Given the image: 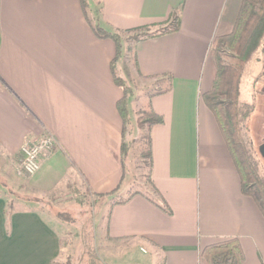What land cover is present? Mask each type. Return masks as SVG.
Returning <instances> with one entry per match:
<instances>
[{
	"label": "crops",
	"instance_id": "1",
	"mask_svg": "<svg viewBox=\"0 0 264 264\" xmlns=\"http://www.w3.org/2000/svg\"><path fill=\"white\" fill-rule=\"evenodd\" d=\"M81 1L0 0V264H55L61 226L35 204L71 189L111 199L123 178L115 44L90 23L123 40L127 30L171 23L173 13L178 29L134 43L132 63L140 77L169 86L148 99L162 118L149 129V179L171 213L157 206L154 189L157 198L133 194L108 207L106 238L127 243L128 254L148 250L158 264H202L204 247L237 238L243 264H264V216L242 193L202 100L216 72L210 44L232 31L241 0ZM44 132L55 149L37 174L17 177L21 145Z\"/></svg>",
	"mask_w": 264,
	"mask_h": 264
},
{
	"label": "trees",
	"instance_id": "2",
	"mask_svg": "<svg viewBox=\"0 0 264 264\" xmlns=\"http://www.w3.org/2000/svg\"><path fill=\"white\" fill-rule=\"evenodd\" d=\"M81 3L84 8L86 1L82 0ZM90 24L97 37L110 39L115 44V56L111 62V73L113 82L122 91V97L117 102L116 107L122 122L120 155L124 169L123 158L127 153L124 135L126 125L130 121L128 105L133 94L132 89L126 85V80L117 74V67L122 58V38L120 33L104 28L98 20ZM178 25V15L173 13L171 23L164 22L159 24L162 27L161 30L150 32V26H141L127 30L124 33H134L131 39L133 43H136L139 40L157 34L176 31ZM259 49L262 50L264 55V0H241L240 9L232 31L228 35L214 38L210 44L209 56L216 72L213 83L210 89L202 95V100L214 116L225 141L240 177L242 193L255 201L264 216V176L260 175L257 162L252 158L241 137L246 122L253 111V105L243 103L239 99V85L243 69ZM128 51L132 53L133 63L137 68L134 51L131 48ZM168 89L169 86L162 88L150 94L148 99L152 95L166 92ZM161 122L162 118L151 110L149 102L144 107V118L135 121L138 129H142L144 125L147 128L145 155L149 163V129L152 125ZM122 181L123 178H121L117 188L107 195L113 196L120 189ZM150 185L155 190L151 182ZM155 193L160 199L155 202L157 206L170 214V208L165 200L156 190ZM200 261L202 264H243L244 254L238 239L231 238L204 247L200 253Z\"/></svg>",
	"mask_w": 264,
	"mask_h": 264
},
{
	"label": "rangeland",
	"instance_id": "3",
	"mask_svg": "<svg viewBox=\"0 0 264 264\" xmlns=\"http://www.w3.org/2000/svg\"><path fill=\"white\" fill-rule=\"evenodd\" d=\"M87 1L90 3V0ZM161 29L160 26L150 28V32ZM133 35L134 33L123 38L122 53H126L127 58H121L117 67V74L126 80V85L132 89L133 94L128 105L130 106L128 107L130 121L126 125L124 135L127 153L123 158L124 176L120 189L110 197L111 199L71 189L67 195L52 197L48 201L35 204L52 216L56 224L61 226V250L55 264H158L159 262L149 259L148 250L147 253L137 251L128 254L127 243L113 244L106 238L105 233L106 217L110 205L123 201L133 194L157 198L150 185L149 161L145 155L147 128L144 125L142 129H138L135 121L144 118V107L146 101L148 102V96L162 89L164 85L159 80L140 77L133 69L132 53L128 51L129 48L133 50L134 43L131 39ZM260 53L259 49L245 66L239 90L241 98L245 96L246 100H244L253 105V111L241 137L252 158L257 162L260 175L264 176V158L259 153V146L264 138L263 57H261V64L256 65V59L261 56ZM256 66L261 71L253 75L252 69ZM243 83L246 84L245 88L244 85L242 86ZM0 165H2L1 162ZM15 175L22 178L31 177L19 174L18 168L15 170Z\"/></svg>",
	"mask_w": 264,
	"mask_h": 264
},
{
	"label": "built area",
	"instance_id": "4",
	"mask_svg": "<svg viewBox=\"0 0 264 264\" xmlns=\"http://www.w3.org/2000/svg\"><path fill=\"white\" fill-rule=\"evenodd\" d=\"M55 145V139L47 132L34 140L26 139L20 148L22 160L18 173L27 176L36 174L40 170L42 157L53 152Z\"/></svg>",
	"mask_w": 264,
	"mask_h": 264
},
{
	"label": "water",
	"instance_id": "5",
	"mask_svg": "<svg viewBox=\"0 0 264 264\" xmlns=\"http://www.w3.org/2000/svg\"><path fill=\"white\" fill-rule=\"evenodd\" d=\"M259 153L264 158V143L259 146Z\"/></svg>",
	"mask_w": 264,
	"mask_h": 264
},
{
	"label": "flooded vegetation",
	"instance_id": "6",
	"mask_svg": "<svg viewBox=\"0 0 264 264\" xmlns=\"http://www.w3.org/2000/svg\"><path fill=\"white\" fill-rule=\"evenodd\" d=\"M263 143H264V138H263V141L261 142V144H263ZM261 144H260V145H261Z\"/></svg>",
	"mask_w": 264,
	"mask_h": 264
}]
</instances>
